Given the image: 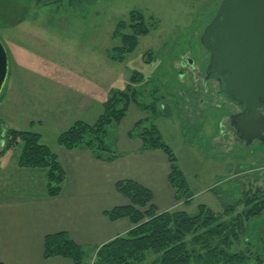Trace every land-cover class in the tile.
I'll use <instances>...</instances> for the list:
<instances>
[{"label":"rangeland","instance_id":"374dc122","mask_svg":"<svg viewBox=\"0 0 264 264\" xmlns=\"http://www.w3.org/2000/svg\"><path fill=\"white\" fill-rule=\"evenodd\" d=\"M220 2L0 0V41L8 58V74L0 92V133L6 129L35 131L52 145L57 135L76 119L94 123L98 101L108 98L114 90L124 89L137 71L142 81L131 83L138 90L136 99L155 104L156 114L151 117L130 103L126 116L140 117L141 127L153 124L173 151L191 195L188 203L181 199L179 209L195 215L198 206L204 204L213 213L222 214L221 221H227L257 206L264 200L260 147L244 148L230 134L220 135L221 123L224 130L233 107L223 99L217 106L210 84L202 92L206 55L200 36ZM131 10L142 12L149 31L118 62L111 55H119L113 47L119 49L122 45L112 33L118 21L129 23ZM181 56L195 63V72L180 68ZM201 99L203 103L199 104ZM58 104L67 108L61 110ZM108 130L106 143L116 150L120 125L112 123ZM138 131L134 127L130 133L135 137ZM6 140L3 144L0 141V152L5 149ZM20 151L21 142L0 154L4 170L17 168ZM28 169L31 176L11 171L6 188L0 181V198L7 191L16 196L44 195V171ZM3 171L0 170L1 179ZM251 198V203L246 204ZM226 208L229 214L223 213ZM242 226V244L233 248L245 249L247 255L264 254V210L245 219ZM190 237L187 236L189 245ZM214 242L218 240L213 239L210 245ZM98 248H83L85 264H98ZM195 248L204 252L200 244ZM158 256L147 251L142 264H156Z\"/></svg>","mask_w":264,"mask_h":264},{"label":"trees","instance_id":"16d2710c","mask_svg":"<svg viewBox=\"0 0 264 264\" xmlns=\"http://www.w3.org/2000/svg\"><path fill=\"white\" fill-rule=\"evenodd\" d=\"M128 18L127 24L118 21L112 33L122 45L119 49L113 47L119 55H111L118 62H122L123 54L134 50L139 37L149 31L142 12L131 10ZM141 77L137 71L132 73L130 83L122 90H114L103 102L102 110L94 123L74 121L57 135L56 143L65 149L89 150L97 159L111 160L116 155V150L106 143L108 127L112 123L119 125L130 103L155 117V104L141 103L142 100L136 99L137 88L131 87L132 82L138 84L142 81ZM141 124V120L135 123V127L140 129L137 136L145 148L159 149L166 155L170 165L168 181L176 189V198L188 203L191 195L188 194L185 176L173 151L153 124L148 127H141ZM3 135L4 140L7 138V145L0 154L21 142L18 166L43 170L46 180L44 195L58 196L62 190L65 172L57 155L41 141V135L35 131L18 129H6ZM115 189L128 203L114 206L104 214L110 220L127 217L132 227L126 233L99 246L96 254L98 264H142L147 251L159 254L156 264H264L263 253L247 255L245 249L233 248L234 245L242 244L239 233L242 231L243 221L263 211V201L239 213L235 219L221 221L222 214L213 213L204 204L198 206V213L195 215H189L180 209L157 212L152 204L151 192L130 179L116 182ZM251 200L253 198L246 201V204L251 203ZM228 209L223 213L229 214ZM189 235L192 248L187 241ZM213 239H217L218 243L210 245ZM199 244L204 252L196 250L195 245ZM83 248L85 247L76 244L66 232L59 231L44 237L43 257L59 256L69 259L70 263L67 264H85Z\"/></svg>","mask_w":264,"mask_h":264},{"label":"crops","instance_id":"0c3cea01","mask_svg":"<svg viewBox=\"0 0 264 264\" xmlns=\"http://www.w3.org/2000/svg\"><path fill=\"white\" fill-rule=\"evenodd\" d=\"M106 99L98 101L93 113L96 119ZM62 103L66 101L62 100ZM62 105L58 104V108H67ZM129 117L125 114L119 122L116 155L111 160L97 159L85 149H65L55 141L49 145L41 136V141L57 155L65 172L62 190L56 197L24 193L16 196L7 191L0 198L2 264H67L69 260L65 257H43L47 234L64 231L78 245L99 247L126 233L132 227L127 217L110 220L104 214L114 206L128 203L115 189L116 182L123 179L147 188L157 212L179 209L182 201L176 198V189L168 181L170 165L166 155L159 149L145 148L138 136H132L130 131L141 118ZM31 125L32 121L29 122ZM0 165L3 171L5 166ZM29 170L18 166L15 170H4L0 181L6 188L11 171L27 176L32 174Z\"/></svg>","mask_w":264,"mask_h":264},{"label":"water","instance_id":"95a60500","mask_svg":"<svg viewBox=\"0 0 264 264\" xmlns=\"http://www.w3.org/2000/svg\"><path fill=\"white\" fill-rule=\"evenodd\" d=\"M200 42L209 53L207 71L219 77L228 99L243 106L234 115L240 129L258 126L253 137L258 136L262 121L255 116L264 110V0H221ZM7 72V53L0 41V92Z\"/></svg>","mask_w":264,"mask_h":264},{"label":"flooded vegetation","instance_id":"af4514ba","mask_svg":"<svg viewBox=\"0 0 264 264\" xmlns=\"http://www.w3.org/2000/svg\"><path fill=\"white\" fill-rule=\"evenodd\" d=\"M202 49L205 52V57L203 56V58L205 59V65H204V71L203 74L201 76V81H202V92H206V86L207 84H210L211 87V95H212V99L215 100L217 106H219V104L221 105V103H218V101L220 99H223L227 104L231 105L233 107V111L229 112L228 114V118H227V126L224 128H222V123L220 126V135H225V134H230L232 140H234L235 142L239 143L241 146H243L244 148H248L250 146L253 145H257L260 147L259 149V156L262 157L264 159V110H260L258 111L257 117L255 116V118L260 117L261 121H262V129L260 131V134L258 136L253 137V134L257 133L256 130H258V126L250 128L249 126L248 129H240V122L237 120L236 117H234V115H236L237 113H241L243 110V106L240 105L237 102H234L230 99H228L222 92V84L221 81L219 79V77L214 73V72H208L207 71V66H208V57H209V53L208 51L205 49V47L202 45ZM203 60V59H202ZM189 60L187 58V56H181L178 60L179 62V66L180 68H189V70L193 73L196 71V65L195 63ZM191 62V63H190ZM182 71V69H181ZM203 103V99H201L199 101V104ZM261 104V102H260ZM249 118H245V120H247ZM241 139V140H240ZM3 140H4V135L0 133V141H2L1 143L3 144ZM264 199V198H262ZM263 201V205H264V200ZM264 210V209H263Z\"/></svg>","mask_w":264,"mask_h":264}]
</instances>
